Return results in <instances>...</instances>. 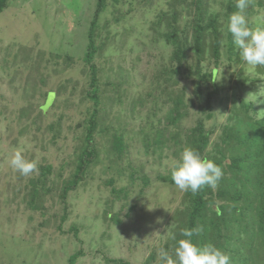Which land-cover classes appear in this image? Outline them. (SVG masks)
<instances>
[{
    "label": "rangeland",
    "instance_id": "rangeland-1",
    "mask_svg": "<svg viewBox=\"0 0 264 264\" xmlns=\"http://www.w3.org/2000/svg\"><path fill=\"white\" fill-rule=\"evenodd\" d=\"M223 1L208 0L209 14L223 11ZM170 2L107 0L98 18V49L93 63L99 85V156L89 169L87 180L69 193L70 216L64 224L67 232L71 226L80 230L79 237L86 242L83 244L71 233L58 232L51 214L62 212L57 195L74 170L93 108L87 96L91 67L83 58L96 0H8L0 13V264H70V254L79 248L85 253L74 264H122L110 260L126 252L128 262L142 264L144 257L157 249L159 238L160 246L166 243V222L187 200L185 191L162 182L158 175L170 174L172 161L185 147L184 136L198 116L197 106L192 105L193 85L179 76L178 83L169 85V89L179 91L186 87L187 113L176 125L165 119L172 104L158 88L157 75L168 65L173 45L155 37L151 26L159 14L170 11ZM186 15L184 12L179 20L181 26L189 24ZM246 15L251 27H264L263 6H249ZM223 20L220 16L219 22ZM165 25L166 21L162 27ZM188 37L191 39V31ZM223 44L218 65L222 74L216 83L220 87L224 82V91L213 102L215 119L203 115L206 127L211 121L234 123L228 120L233 94L237 108L242 102H252L251 114L257 118L264 114V103L253 102L256 96L257 100L264 99V73L243 60L242 65L229 68L227 58L234 57ZM187 54L188 64H192L193 51L189 48ZM206 63L210 70L217 66L213 57H208ZM230 73L239 74L240 86L233 88L232 80L236 79L230 80ZM252 79L258 88L251 84ZM157 128L165 130L160 139L164 144L156 143ZM220 129L209 147L211 157H219L216 150L225 149L220 143ZM178 130L180 138L174 142L171 135ZM115 134L122 135L127 144L122 158L115 157L111 147ZM13 150L37 161L38 170L28 176L14 171L8 164ZM225 154L224 165L229 163L230 153ZM39 165L52 166L46 183L53 191L40 190L38 200L46 207L44 216L40 211H31L27 202L32 188L30 179L40 177ZM130 169L137 171L135 175L150 178L144 195L138 194L142 180L131 178ZM110 179L112 184L108 183ZM113 187L124 188L127 196L116 197ZM215 203V207L220 204L219 200ZM105 209H120L121 222H105ZM127 213L129 216L125 217ZM102 229L107 231L105 238L97 245L87 246V241L97 238ZM127 247L131 251H126Z\"/></svg>",
    "mask_w": 264,
    "mask_h": 264
},
{
    "label": "trees",
    "instance_id": "trees-1",
    "mask_svg": "<svg viewBox=\"0 0 264 264\" xmlns=\"http://www.w3.org/2000/svg\"><path fill=\"white\" fill-rule=\"evenodd\" d=\"M7 3L8 0H0V13L7 7ZM106 3L107 0H96L94 14L88 29L87 52L83 58L84 63L90 64L91 67L90 90L87 92V96L93 102V108L87 118L84 141L80 147V152L77 153L75 158L74 170L70 178L63 181L61 191L57 195L62 203V212L51 214L52 218L57 221L56 230L58 232L71 233L77 242L83 244L86 242L79 237L80 230L76 226H71L67 232L64 230V224L70 216L67 202L69 193L76 191L78 186L87 180L89 169L97 162L99 156L96 136L99 85L93 59L98 49L95 44L98 18L101 12L105 10ZM235 3L236 0H224L221 2L223 11L209 14L208 0H171L169 3L170 11L159 14L157 19L152 21L151 29L154 31L155 37H161L166 44L173 45L168 65L164 66L163 70L157 75L158 88H162V91L167 94V101L172 104L165 119L168 124L176 125L183 114L187 113L186 87L177 91L169 89V85H176L179 76L189 79L193 85L194 102L192 105L193 107L197 106L198 116L193 127L184 136L185 147L190 146L198 150L202 156L219 165L223 171V176L217 184L216 191L208 186H204L195 194L185 191L187 202H185L183 208H178L171 215L170 221L166 222L165 229L168 230L166 243H162L161 246L171 252L176 245V240L182 238L180 236L181 229H196L199 226L203 231L192 237L194 243L211 242L215 244L231 257V264H264V114L260 118L251 114L252 102H242L241 106L237 108L235 106L236 95L233 94L230 97L233 105L228 120H234V123L219 124L216 121H211L210 126L206 127L203 117L205 115L209 119H215L213 102L215 98L219 100L222 96L221 93L224 91L225 83L221 82L220 87L216 83L219 74H222V70L218 69V65L223 41L226 51L234 57V60L230 56L227 58L229 61L227 63L228 67H238L244 63L232 45L231 37L226 30V19L228 14L236 11ZM253 4L264 7V2L261 0H252L250 6L252 7ZM184 12L189 17L188 22H186L189 23L187 26L179 24ZM220 16L224 19L223 22H219ZM164 21H166L165 28L162 27ZM221 23H224V25H221ZM190 31L191 39L189 37L187 39V33ZM207 38H210V41H207ZM189 48L193 51L192 64H188L187 61ZM208 52L211 53L210 56H207ZM208 57H213L215 60L217 66L214 69H209L206 63ZM258 67L264 73V66L258 65ZM230 74V80L236 79L234 82L232 80L233 88L240 86L238 83H242V81H240L239 74ZM250 82L258 88L254 79ZM254 110L256 112V109ZM218 128H221L219 139L225 149H217L216 152H218L219 157L216 155L211 157L212 152L209 151V147ZM155 131L158 138L156 143L164 144L160 139L164 137L165 130L157 128ZM179 132L178 130L171 135L174 142L180 138ZM111 147L114 156L122 158L126 152L127 144L124 142L122 135L115 134L112 137ZM226 151L230 153L229 163L224 165L223 160ZM39 170L40 177L30 179L32 188L27 202L31 211H40L44 216L46 207L38 200L42 194L40 190H44L45 193L53 191L52 187L47 186L46 183L47 176L52 173V166L39 165ZM130 170L129 175L131 178L136 176L142 180L143 183L139 185L138 194L144 195L146 186L150 184V178L145 174L135 175L137 171ZM158 178L162 182L174 184L170 174H160ZM108 183L112 184L113 179H110ZM39 184L42 188H39ZM111 191L116 197L117 195L127 196V191L124 188L115 189L113 187ZM216 200L220 202L217 207H215ZM133 208H129L128 212H131ZM109 213L111 214L110 217L108 216ZM120 215V209L116 211L105 209L103 217L105 222L118 221L120 223L121 221L118 220ZM128 216L129 213L125 215V217ZM96 228H99V226ZM106 235V229H102L101 233L98 232L97 238L87 241V246L97 245ZM173 235H175V239ZM161 240L159 238L157 248L161 247ZM154 249L144 257L142 264H157V249ZM83 252L84 249L79 248L70 254L68 258L70 264H74L83 255ZM103 257L105 258L104 255ZM110 262L132 264L131 261L125 262L112 259Z\"/></svg>",
    "mask_w": 264,
    "mask_h": 264
},
{
    "label": "clouds",
    "instance_id": "clouds-1",
    "mask_svg": "<svg viewBox=\"0 0 264 264\" xmlns=\"http://www.w3.org/2000/svg\"><path fill=\"white\" fill-rule=\"evenodd\" d=\"M251 2L252 0H236V11L228 14L226 19V30L239 57L246 64L253 67L264 66V27L249 25L246 10ZM253 102L264 103V99L257 100L256 96ZM8 164L22 176H28L38 170V162L27 159L20 150H13L10 153ZM170 176L178 189L195 194L204 186L217 187L223 171L214 161L202 156L198 150L186 146L180 151L179 157L172 161ZM201 231L203 229L199 226L196 229H181L182 238L176 240L171 252L162 246L157 248V264H231V257L215 244L193 242L192 237L199 235ZM173 238L175 239V235ZM128 247L126 251H131ZM134 254L135 252L131 256ZM125 255L127 252L124 256L112 260L128 262Z\"/></svg>",
    "mask_w": 264,
    "mask_h": 264
}]
</instances>
